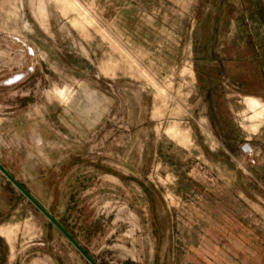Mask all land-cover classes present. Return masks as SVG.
<instances>
[{"label": "rangeland", "instance_id": "rangeland-1", "mask_svg": "<svg viewBox=\"0 0 264 264\" xmlns=\"http://www.w3.org/2000/svg\"><path fill=\"white\" fill-rule=\"evenodd\" d=\"M0 161L100 264H264V0H0ZM0 264H90L1 172Z\"/></svg>", "mask_w": 264, "mask_h": 264}, {"label": "water", "instance_id": "water-1", "mask_svg": "<svg viewBox=\"0 0 264 264\" xmlns=\"http://www.w3.org/2000/svg\"><path fill=\"white\" fill-rule=\"evenodd\" d=\"M13 76V75H12ZM10 76V77H12ZM9 77V78H10ZM8 79V78H7ZM20 79V78H19ZM15 79V81L19 80ZM7 81V80H6ZM14 81V82H15ZM8 82V81H7ZM0 172L74 245L90 264H100L96 258L71 234V232L27 189L0 161Z\"/></svg>", "mask_w": 264, "mask_h": 264}, {"label": "bare ground", "instance_id": "bare-ground-1", "mask_svg": "<svg viewBox=\"0 0 264 264\" xmlns=\"http://www.w3.org/2000/svg\"><path fill=\"white\" fill-rule=\"evenodd\" d=\"M23 75H24V73L23 72H20V73H17L16 75H14L13 77H11L8 80L10 81V80H14L16 78H21Z\"/></svg>", "mask_w": 264, "mask_h": 264}]
</instances>
